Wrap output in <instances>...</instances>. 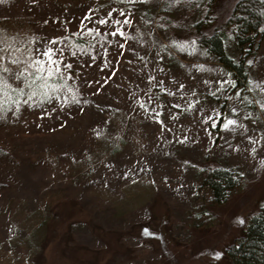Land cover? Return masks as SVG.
<instances>
[{"label":"rangeland","instance_id":"rangeland-1","mask_svg":"<svg viewBox=\"0 0 264 264\" xmlns=\"http://www.w3.org/2000/svg\"><path fill=\"white\" fill-rule=\"evenodd\" d=\"M236 1L216 0L201 32L222 27ZM206 8L0 0V264H225L264 205V151L248 139L264 137V34L241 51L226 41L246 72L236 84L197 42ZM112 9L132 21L123 38L97 22ZM46 48L53 66L36 54ZM216 113L237 125L213 127ZM214 167L239 180L222 204L204 184Z\"/></svg>","mask_w":264,"mask_h":264},{"label":"trees","instance_id":"trees-1","mask_svg":"<svg viewBox=\"0 0 264 264\" xmlns=\"http://www.w3.org/2000/svg\"><path fill=\"white\" fill-rule=\"evenodd\" d=\"M215 1L205 0V14L195 27L197 42L231 72L238 84L246 79V72L242 61L235 62L227 53L225 43L230 39L239 51L256 45L264 34V0H237L224 25L203 34L201 30L214 19L211 11ZM238 183L234 174L221 167L211 168L204 181L216 204H222ZM225 258V264H264V206L246 220L238 238L225 250Z\"/></svg>","mask_w":264,"mask_h":264},{"label":"snow or ice","instance_id":"snow-or-ice-1","mask_svg":"<svg viewBox=\"0 0 264 264\" xmlns=\"http://www.w3.org/2000/svg\"><path fill=\"white\" fill-rule=\"evenodd\" d=\"M120 2H125V0H120ZM127 3H145L146 0H126ZM176 3H179V0H176ZM117 11V9H112L110 11L107 12V15H106V18H103V19H100L98 18L97 19V22L99 25L103 26L104 29H107V32L110 36L112 37H119V38H123L125 36V33L122 31V28L124 25H131L132 21L131 19H129L128 15L125 14V12L123 11H120L119 12V16L122 17V19H117L116 16H114V13ZM85 19H91V17H85ZM96 32L97 33H100L101 32V29H96ZM49 43H51L52 45H55L56 44V41L55 40H52L50 41ZM125 43H127V41H125ZM195 42H193L194 44ZM117 44L119 46L120 49H123L125 47V44L124 43H120L119 40H117ZM181 49H183V45L180 46ZM38 56L39 55H42L44 58H46L47 60V64L49 66H53L56 64V61L53 59V56L55 55V53L53 52V49L52 48H46V50H43L42 52L40 51H37L36 53ZM118 54H121L122 53H118ZM0 59H3L2 57H0ZM11 63L13 64H16L18 63L17 60L13 59L11 61ZM34 63L37 65V72H43L45 70V65L43 63H41L40 60H36L34 61ZM251 63V62H249ZM68 68H70L71 66H67ZM107 67V65H106ZM51 67H49L48 69V74L50 75L51 73ZM57 72L60 71L59 67H57L55 69ZM3 71L5 73L11 71L9 68L5 67L3 69ZM114 75V72H110L107 79H111V76ZM24 78V73H13V75L11 77H9V79H14L16 81H21L23 80ZM107 79L105 80V83H107ZM149 80H152L151 77H149ZM2 82V81H0ZM218 83L221 84V86L223 87L224 85H229L231 87H235V85H232L230 81H218ZM5 87H8V85H5ZM184 85L181 84V88H183ZM20 93V94H23V91L24 89L23 88H20L19 86H17V88H14L13 91H17ZM250 90V89H249ZM161 91H164V89H161ZM169 95H171V93H168ZM214 95V93H212ZM36 95V92L33 91L29 94V101L32 100V98ZM237 96L240 95V93H236ZM51 103V101H49ZM74 102L75 103H79V101H75L74 99ZM17 103H19L17 101ZM27 101H25V104L27 105ZM68 103L67 100H64L61 104V107H63L64 104ZM141 107H143V105L141 104L140 105ZM173 107H179V105H173ZM261 111L264 112V104H261ZM189 108H192V105L189 104ZM236 113V109H232V114L233 116L235 115ZM157 117L159 116V114L157 113L156 114ZM246 118H249V117H246ZM208 120H211L212 121V126L213 127H217L218 124L217 122L218 121H221L222 120V123L219 124V127L221 130H228L230 127H234L237 125V121L235 119H232V118H227V117H224L222 118L221 117V114L220 113H216L215 115V118H213L212 116H209L208 117ZM157 123H163V121L159 120L157 118ZM252 123H256L255 120L252 121ZM248 139L250 140V142L253 143V147L251 149V152L252 153H256L258 149H260L261 151H264V144L261 143L262 140H264V137H261L260 139H253L252 137H248ZM241 175H243V173H241ZM264 206V205H262ZM240 223H243L244 221L243 220H240L239 221ZM147 231V230H145ZM217 257H219V253L217 254Z\"/></svg>","mask_w":264,"mask_h":264}]
</instances>
